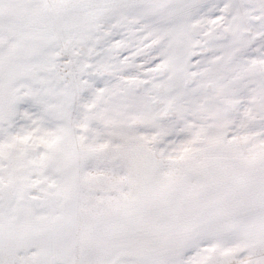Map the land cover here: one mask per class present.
Wrapping results in <instances>:
<instances>
[{"label": "snow or ice", "instance_id": "obj_1", "mask_svg": "<svg viewBox=\"0 0 264 264\" xmlns=\"http://www.w3.org/2000/svg\"><path fill=\"white\" fill-rule=\"evenodd\" d=\"M0 264H264V0H0Z\"/></svg>", "mask_w": 264, "mask_h": 264}]
</instances>
